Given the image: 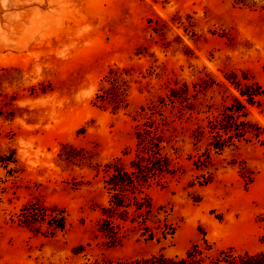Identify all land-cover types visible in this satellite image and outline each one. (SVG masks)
I'll list each match as a JSON object with an SVG mask.
<instances>
[{
  "label": "rangeland",
  "instance_id": "obj_1",
  "mask_svg": "<svg viewBox=\"0 0 264 264\" xmlns=\"http://www.w3.org/2000/svg\"><path fill=\"white\" fill-rule=\"evenodd\" d=\"M264 254V0H0V264Z\"/></svg>",
  "mask_w": 264,
  "mask_h": 264
},
{
  "label": "trees",
  "instance_id": "obj_2",
  "mask_svg": "<svg viewBox=\"0 0 264 264\" xmlns=\"http://www.w3.org/2000/svg\"><path fill=\"white\" fill-rule=\"evenodd\" d=\"M204 264H264V254H255L252 256H244L235 261V257H226L222 261L217 259L208 258L205 259Z\"/></svg>",
  "mask_w": 264,
  "mask_h": 264
}]
</instances>
